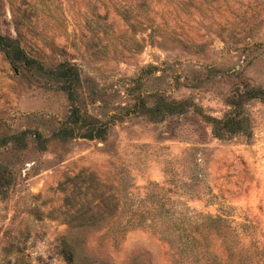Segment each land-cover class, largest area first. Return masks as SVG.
Here are the masks:
<instances>
[{
    "label": "rangeland",
    "instance_id": "rangeland-1",
    "mask_svg": "<svg viewBox=\"0 0 264 264\" xmlns=\"http://www.w3.org/2000/svg\"><path fill=\"white\" fill-rule=\"evenodd\" d=\"M0 264H264V0H0Z\"/></svg>",
    "mask_w": 264,
    "mask_h": 264
},
{
    "label": "trees",
    "instance_id": "trees-1",
    "mask_svg": "<svg viewBox=\"0 0 264 264\" xmlns=\"http://www.w3.org/2000/svg\"><path fill=\"white\" fill-rule=\"evenodd\" d=\"M0 47L6 48L9 51L17 52L16 45L14 41L8 37H5L0 34Z\"/></svg>",
    "mask_w": 264,
    "mask_h": 264
}]
</instances>
